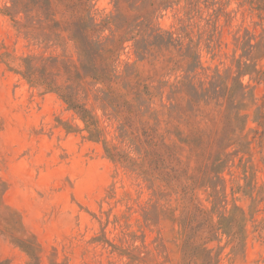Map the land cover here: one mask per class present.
Returning a JSON list of instances; mask_svg holds the SVG:
<instances>
[{
    "label": "rangeland",
    "instance_id": "374dc122",
    "mask_svg": "<svg viewBox=\"0 0 264 264\" xmlns=\"http://www.w3.org/2000/svg\"><path fill=\"white\" fill-rule=\"evenodd\" d=\"M163 1L0 0V264H264V13ZM218 74L249 92L227 151Z\"/></svg>",
    "mask_w": 264,
    "mask_h": 264
},
{
    "label": "trees",
    "instance_id": "16d2710c",
    "mask_svg": "<svg viewBox=\"0 0 264 264\" xmlns=\"http://www.w3.org/2000/svg\"><path fill=\"white\" fill-rule=\"evenodd\" d=\"M182 1L185 2L186 7L189 8V10L191 8H194L195 2H196L195 0H164L163 3H177L179 5ZM246 2L250 6H252V8L264 13V0H246ZM150 7H153L152 3L150 4ZM146 15L147 14H145V17L141 16V18L142 19L146 18ZM169 35L171 36V39H174L173 33H169ZM25 75L32 82H35L38 84L41 83L43 85H47V87H52L51 86L52 81L49 75H45L42 78H38L37 71L33 67L26 66ZM93 78L96 79L95 76H93ZM217 81L219 82L220 85L216 87L215 91L217 94H219L220 92L223 93V96L221 97L224 100V107H225V112H226L225 127L223 128L220 134V140L222 142H225L226 140H234L233 143L222 148V150L227 151V149L232 146L242 147V145L244 144L243 140H245V136L243 134L250 121V115L243 114L242 109L238 105V98L246 97L247 95H249V92L246 91L247 87H245L244 84L240 82V80L235 82L232 86H230L228 82H226L225 79L220 74H218ZM203 91H206L209 94L211 93L210 90L205 89ZM63 98L74 110L79 111L78 112L79 115L81 116L83 121L86 123L87 128L89 129L90 137L93 138L96 135L98 129L89 111L83 106L76 104L73 100L72 95L64 94ZM212 100H216V99L213 98ZM253 122L257 124L259 128L262 129V132L260 133H261V136L264 138V111L263 109H259L258 111L255 112V117L253 119ZM108 153L113 158H116V156H118V154L112 151H109V150H108ZM154 172H155L154 169L144 168V173L147 176L152 177ZM244 216H245V212L241 208L235 207L232 210L231 215L229 217L223 216L221 218L219 227L221 230L224 231V233L231 236V238H233L234 240L238 242H241L244 236L242 232L243 224L241 225L242 223L241 217H244ZM29 249L26 248L25 252L30 256L31 259L35 258V254L33 253L32 248H29Z\"/></svg>",
    "mask_w": 264,
    "mask_h": 264
}]
</instances>
